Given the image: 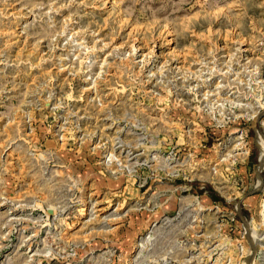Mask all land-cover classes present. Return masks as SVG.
Returning <instances> with one entry per match:
<instances>
[{"label": "rangeland", "instance_id": "374dc122", "mask_svg": "<svg viewBox=\"0 0 264 264\" xmlns=\"http://www.w3.org/2000/svg\"><path fill=\"white\" fill-rule=\"evenodd\" d=\"M0 264H264V0H0Z\"/></svg>", "mask_w": 264, "mask_h": 264}]
</instances>
